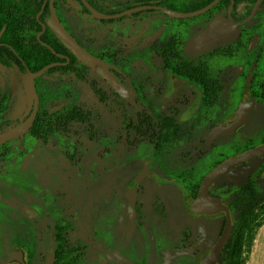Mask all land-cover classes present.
I'll list each match as a JSON object with an SVG mask.
<instances>
[{
  "label": "flooded vegetation",
  "instance_id": "flooded-vegetation-1",
  "mask_svg": "<svg viewBox=\"0 0 264 264\" xmlns=\"http://www.w3.org/2000/svg\"><path fill=\"white\" fill-rule=\"evenodd\" d=\"M214 2L204 13L184 17ZM93 10L111 18L99 19ZM53 12L88 54L106 64L110 79L56 36L49 26ZM216 22L221 42L191 48ZM19 48L31 56L24 58ZM42 64L52 67L35 79L39 106L33 125L0 145L30 137L41 145L27 156L16 155L9 166L0 164L14 180L0 184L31 199L29 208L0 202V264H56L58 256L60 264H200L222 236L228 216L219 202H226L233 231L223 264L240 223L242 169L258 161L255 170L261 168L264 156L223 172L228 160L247 151H242L244 127L215 139L210 134L219 125H238L249 83L255 105L243 125L262 131L254 147L264 144V0H0V66L14 70L22 83L17 68L28 75L37 73L29 66ZM44 75L61 79V115L55 121L42 108ZM67 79L87 87L100 112L67 109ZM27 109L26 97V111L12 129L31 116L34 104L28 115ZM58 135L61 153L51 160L50 150L58 148L48 147L49 141ZM71 140L83 144V152L69 153L65 144ZM60 158L61 177L75 172L80 181L72 187L61 179L57 207L47 199L51 190L45 183L42 190L34 187L29 168L37 162L43 177L54 173L49 162ZM215 170L219 175L209 195L218 204L205 213L194 203L204 178ZM69 189L76 191L74 214L64 205L62 190ZM10 210L27 222L24 237L3 230ZM44 240L49 249L42 259ZM201 240L202 251L195 245Z\"/></svg>",
  "mask_w": 264,
  "mask_h": 264
},
{
  "label": "rangeland",
  "instance_id": "rangeland-1",
  "mask_svg": "<svg viewBox=\"0 0 264 264\" xmlns=\"http://www.w3.org/2000/svg\"><path fill=\"white\" fill-rule=\"evenodd\" d=\"M83 21H80V27H83ZM91 25V23H90ZM90 74V73H89ZM89 80V79H88ZM70 80L64 82V87L70 91L67 92L66 97V107L67 109L72 108L73 106L80 107L85 111H90L94 114L100 112V107L96 99L91 95L90 90L85 86H75L74 83L70 84ZM40 93L43 97V110L49 113L51 121H55L56 117L61 115V79H54L51 76L44 75L40 79L39 83ZM63 87V86H62ZM26 111V96L22 83L12 69H7L0 66V133L6 132L12 129L19 120L22 118L23 114ZM83 127H76V131L83 130ZM255 129L254 125H245L241 131L242 142L252 141V143L258 144L261 142V133L253 131ZM83 132V131H82ZM49 141L48 147L58 148L56 151L50 150L51 160L57 158V155L61 153V135L54 137ZM81 138H83V133ZM243 144V143H242ZM66 148L69 150V153L79 154L83 152L81 150L82 145H78L74 140L69 141L65 144ZM41 145L36 144L32 137L28 140L24 139L22 141H13L7 145L0 148V164L9 166L12 164V161L15 159L16 155L27 156L33 151L40 149ZM85 148H88L85 144ZM84 148V149H85ZM88 159H84L82 164L85 165V162ZM29 168V173H32L34 179V187L36 189L42 190V182L47 185V188L50 192L46 191L47 199L51 202H55L56 206H61V179H66L69 186L76 185V181H80L77 173L67 171L64 176L61 177V158L59 161L55 160V163L49 162V166L52 168V173L39 174L38 171L41 168V165L37 162L31 163ZM261 164L255 162L253 165L242 169L241 172V183L246 182L249 179H258L259 182H255L259 192L264 191V175L260 173V169L256 167ZM264 166L263 164L260 166ZM258 175V176H257ZM19 176V175H17ZM42 177V178H41ZM25 178H23L24 180ZM90 177L83 179L87 184L91 182ZM14 181L10 175H7L6 170L0 169V182L9 183ZM70 183V184H69ZM45 186V185H44ZM65 186V185H64ZM55 193H52V190ZM67 197V200H64V205L66 208H70L71 214H74L77 202H76V191L75 189L62 190ZM38 191L37 193H40ZM55 197V198H54ZM17 202L20 206H31L30 194H17L11 187L7 185L0 184V202ZM6 213V223L3 224V230L7 235H12L15 233L20 234L22 237L25 235V230L27 228V222L23 221V217L19 212L14 211H5ZM58 215V213H55ZM60 215H58L59 217ZM58 218H55L57 221ZM232 244L234 248V263L235 264H264V203L255 211L254 215L247 221L246 225L242 228H238L235 236L232 239ZM49 242L47 240L43 241L40 245V258H44L48 249ZM195 245H198L197 249L202 251L203 246H205L204 240H201L199 243L195 242ZM7 259L6 254L3 255L2 260ZM197 261V258L195 259Z\"/></svg>",
  "mask_w": 264,
  "mask_h": 264
},
{
  "label": "water",
  "instance_id": "water-1",
  "mask_svg": "<svg viewBox=\"0 0 264 264\" xmlns=\"http://www.w3.org/2000/svg\"><path fill=\"white\" fill-rule=\"evenodd\" d=\"M215 3L216 2H214L212 5L205 8L204 10H201L200 12L193 13L190 15H185L184 17L195 16L200 13H204L205 11L210 9ZM93 13L99 19L111 18V17L101 15L94 10H93ZM169 14L172 16H175V14L172 12H169ZM219 25L220 24L218 22L213 24L206 32L201 34L197 39L194 40V42H192L191 48L205 50L221 42V32H220ZM49 26L52 28L56 36L60 40H62L64 44L67 46V48H69L82 62L94 68L98 73H100L106 79H110L111 76L107 69L106 64H104L102 61L98 60L94 56L88 54L77 43V41L68 32H66L65 28L59 22L55 12H53V15L49 21ZM228 34L229 33L227 32V35ZM51 67L52 66H47L37 73L29 72L28 75H24L20 71V69L17 68V71L23 83V87H24L26 97H27V102H28V109H27L26 115H28L29 112L31 111L33 104H34V111L32 112L31 116L25 122H23L16 128L6 133L0 134V145L5 144L6 142L18 136H23L25 133L28 132L30 127L33 125L36 115H37L38 106H39V96H38L36 86H35V79L42 76ZM119 91L122 94H124L122 90H119ZM254 105H255V102L252 99L250 84L247 83L244 87V95H243L240 109L237 112L240 118L238 122H236L235 124H238V125H219L218 127L214 128V130L211 132L210 138L215 139L221 136L233 135L237 131L242 129L244 127L243 124L246 121L247 114L251 109H253ZM262 156H264V144L258 147L250 148L249 150L241 153L240 155L231 158L222 166L221 169L223 170V172H228L231 168L237 165L249 163L253 159L259 158ZM218 175L219 174L217 170H215L204 178L202 182L201 193L199 194L197 200L194 203V206L197 210L203 209L204 211L202 212L209 213L211 212L210 210L214 207V205L218 204V201L212 199L209 195V188L210 186L214 184ZM219 206L221 208L219 210H225L227 212V216H228L227 223H226V226L224 228V231L218 243L215 246H213L210 254L207 255L201 261L200 264H219L222 261V252L225 249L226 244L229 242L231 235H232L233 225L230 220L228 203L219 202Z\"/></svg>",
  "mask_w": 264,
  "mask_h": 264
},
{
  "label": "trees",
  "instance_id": "trees-1",
  "mask_svg": "<svg viewBox=\"0 0 264 264\" xmlns=\"http://www.w3.org/2000/svg\"><path fill=\"white\" fill-rule=\"evenodd\" d=\"M50 45L52 43L50 42ZM53 46V45H52ZM55 48V47H54ZM21 48L18 49V51L23 55V57H30V51L29 50H20ZM53 54L52 52H49V57H52ZM42 57V56H40ZM45 64L42 65H37V66H29L31 71L33 72H38L41 69H43ZM8 68H13L11 65H6ZM19 67L23 70L24 67L20 66ZM53 71V70H52ZM43 119L39 116L37 122H41ZM242 151L248 150L251 147L256 146L257 144L252 143V141L247 142H242ZM260 173L264 175V166L261 167ZM259 186L254 183L253 179H249L246 182L242 183L241 186V206H240V223L236 227V231L233 234V237L235 236V233L237 232V228H242L243 226L246 225L247 221L254 215L255 211L264 203V191L262 190L259 192L257 189ZM233 239V238H232ZM232 240L228 244L226 251L224 253L223 257V264H235L234 263V248L232 244ZM61 262V257L58 256L56 260V264H60Z\"/></svg>",
  "mask_w": 264,
  "mask_h": 264
}]
</instances>
